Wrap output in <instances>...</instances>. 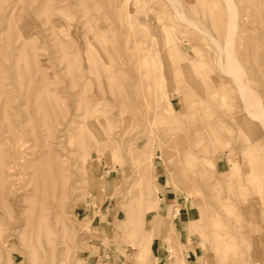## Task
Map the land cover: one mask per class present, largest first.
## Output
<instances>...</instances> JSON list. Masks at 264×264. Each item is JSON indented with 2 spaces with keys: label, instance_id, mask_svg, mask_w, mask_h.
<instances>
[{
  "label": "rangeland",
  "instance_id": "obj_1",
  "mask_svg": "<svg viewBox=\"0 0 264 264\" xmlns=\"http://www.w3.org/2000/svg\"><path fill=\"white\" fill-rule=\"evenodd\" d=\"M240 83L264 0H0V264H264Z\"/></svg>",
  "mask_w": 264,
  "mask_h": 264
},
{
  "label": "bare ground",
  "instance_id": "obj_2",
  "mask_svg": "<svg viewBox=\"0 0 264 264\" xmlns=\"http://www.w3.org/2000/svg\"><path fill=\"white\" fill-rule=\"evenodd\" d=\"M235 13H234V17H235ZM235 18H237V17H235ZM232 19H234L233 17H232ZM231 20V19H230ZM237 21V20H236ZM232 23V22H231ZM233 24V23H232ZM231 24V25H232ZM192 25H194V24H192ZM233 26V25H232ZM231 26V27H232ZM235 27H236V25H235ZM236 30H237V27H236ZM234 28L233 29H231V35H233L234 33ZM235 33H236V31H235ZM236 35V34H235ZM216 44V43H215ZM228 45V44H227ZM230 47V46H229ZM230 49V48H229ZM226 52V54H227V51H225ZM229 52V51H228ZM229 57H228V61H227V63H228V68H229V72H230V74H236V76L238 77V75H237V72H238V70H239V65H238V63H237V61L235 60V56H233L232 54H230V55H228ZM220 63V62H219ZM226 70H227V67L225 68ZM228 71V70H227ZM243 71V70H242ZM244 73V72H243ZM243 73H241L242 75H243ZM239 78V77H238ZM241 78H243V76L241 77ZM241 81V79H238V81ZM239 84V83H238ZM238 86H240V89H241V93L243 94V96H244V98L247 100V102H248V104L250 105V106H254V108H255V110H256V113H257V115H258V117L260 118V119H263V121H264V113H263V111L261 110V103H259V101L260 100H258L257 101V99L259 98V97H257V99H255L254 98V96H253V93H252V91L246 86L245 87V85L244 84H242V83H240V85H238ZM246 102V101H245ZM246 102V103H247ZM248 105V106H249ZM249 106V108H251ZM249 110V109H248ZM252 111V110H251ZM253 112V111H252ZM253 116H254V114H252ZM250 116V115H249ZM251 117V116H250ZM252 118V117H251ZM260 119H257V120H260ZM261 122V121H260ZM263 125H264V123H263ZM61 128V127H60ZM50 136H52V133L50 134L49 133V135H48V137H50ZM55 137V136H54ZM53 137V138H54ZM52 138V139H53ZM198 140V139H197ZM199 140H200V138H199ZM54 141V140H53ZM179 141V140H178ZM197 143V142H196ZM176 144V143H175ZM180 144V143H179ZM198 145V144H197ZM46 146V145H45ZM189 146L187 145V148H188ZM184 149V148H183ZM190 148H188V150H189ZM186 151V150H185ZM233 151V150H232ZM231 151V152H232ZM182 153V152H181ZM178 154V153H177ZM183 154V153H182ZM181 156V155H180ZM49 157V156H48ZM189 157V156H188ZM56 159H57V157H56ZM189 159H191V157L189 158ZM184 161H185V159H183ZM181 161V160H180ZM53 162H55V161H53ZM62 163V162H61ZM53 165V164H52ZM57 165V167H59L58 166V164H56ZM52 167V166H51ZM50 167V168H51ZM56 167V166H55ZM56 167V168H57ZM195 167H196V165H195ZM198 167V166H197ZM58 169V168H57ZM56 169V170H57ZM59 169L61 170V168L59 167ZM198 169V168H197ZM64 170V169H63ZM63 170H61L60 172H62ZM199 170V169H198ZM59 171V170H58ZM193 171V170H192ZM52 172H53V170H52ZM188 172V171H187ZM57 173V172H56ZM194 173V172H193ZM62 174H63V172H62ZM37 175V174H36ZM52 175V174H51ZM54 177H56V174L55 175H53ZM60 176V175H59ZM58 176V177H59ZM65 176H63V178H64ZM53 178V177H52ZM51 178V179H52ZM59 178H61V177H59ZM61 180V179H60ZM64 180V179H63ZM229 180V179H228ZM53 181H54V179H53ZM204 181V180H203ZM64 183V182H63ZM254 183V182H253ZM255 184V183H254ZM256 185V184H255ZM160 201V200H159ZM148 205V204H147ZM160 204H159V202L157 201V208L158 207H160L159 206ZM57 217V216H56ZM217 224V223H216ZM213 235V234H212ZM152 237V236H151ZM233 245H234V243H233ZM232 245V246H233ZM230 246H231V244H230ZM234 248L235 247H233V250H234ZM237 248V247H236ZM238 249V248H237ZM231 251H232V247H231V249H230ZM227 252V251H226ZM234 254H235V256L237 255L236 254V252H234ZM225 259V258H224Z\"/></svg>",
  "mask_w": 264,
  "mask_h": 264
},
{
  "label": "crops",
  "instance_id": "obj_3",
  "mask_svg": "<svg viewBox=\"0 0 264 264\" xmlns=\"http://www.w3.org/2000/svg\"><path fill=\"white\" fill-rule=\"evenodd\" d=\"M109 181V180H108ZM99 228L98 229H100V231H98L99 233H103V228L99 225L98 226ZM153 244H156V247H155V252H156V255L158 256V257H161L162 256V251H161V247H160V244H159V242L158 241H155ZM157 244H158V246H157Z\"/></svg>",
  "mask_w": 264,
  "mask_h": 264
}]
</instances>
